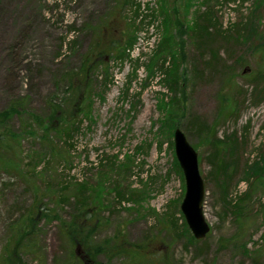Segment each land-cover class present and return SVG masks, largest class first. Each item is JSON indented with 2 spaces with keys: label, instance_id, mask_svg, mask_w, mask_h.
I'll return each mask as SVG.
<instances>
[{
  "label": "rangeland",
  "instance_id": "1",
  "mask_svg": "<svg viewBox=\"0 0 264 264\" xmlns=\"http://www.w3.org/2000/svg\"><path fill=\"white\" fill-rule=\"evenodd\" d=\"M197 9L222 29L247 25L239 43L217 38L225 67L199 78L201 47L188 27ZM263 67L264 0H0V264L14 249L21 264L70 256L60 224L72 207L57 188L68 183L62 195L72 203L85 181L99 202L96 242L115 238L136 255L98 253L102 264H264V100L255 101L250 80ZM164 68L175 73L172 88ZM13 102L19 111L5 118ZM195 116L218 138L236 137L226 197L225 184L206 177L207 136L187 130ZM168 119L197 151L210 225L203 251L187 244L188 227L177 234L167 220L168 203L179 208L184 192ZM118 189L130 199L116 201ZM245 192L241 214L227 216L225 199Z\"/></svg>",
  "mask_w": 264,
  "mask_h": 264
},
{
  "label": "trees",
  "instance_id": "2",
  "mask_svg": "<svg viewBox=\"0 0 264 264\" xmlns=\"http://www.w3.org/2000/svg\"><path fill=\"white\" fill-rule=\"evenodd\" d=\"M140 4H137V8L139 9ZM151 19L150 22L154 21L156 19V15L151 12ZM163 23L165 24V31L167 34H169V19L167 18V12L163 11ZM135 15L138 16V11L135 13ZM148 22L146 24V27H148ZM234 26V25H233ZM90 27V25H89ZM191 34L193 35V38L195 39L197 47H201L200 50V56L202 57V66L203 69H198L194 66L192 70H195L194 76L199 78L202 76L203 72L213 74L218 71L217 69H222L225 67L224 63H222V67H220V57L218 54L219 46L215 44L218 37H221L223 40H227L230 37H232L235 42L239 43L242 40L243 35L245 34L247 30V25L245 24V21H240V23L235 24L234 27L231 29L225 28L222 29L220 25L218 24L216 19L211 18V14H209V11L205 12V10H199L194 13L193 21L188 25ZM234 30V31H233ZM87 31L90 33L91 28H88ZM233 31V33H231ZM88 33V34H89ZM261 35L260 33H258ZM167 37L170 35H166ZM167 37H164L165 40H167ZM69 47H73L76 43L74 40L67 41ZM200 46H199V44ZM113 45H116L119 47L118 41H113ZM132 43L129 42V46H131ZM253 49L255 50L258 46L257 44L253 45ZM160 49L166 48L165 43L162 41L160 46ZM172 55L176 56V51H172ZM120 56V55H119ZM163 58V57H162ZM173 62V61H172ZM198 63V62H196ZM82 64L81 71H86L85 65ZM164 72L167 76H165L164 80L169 81L170 87L174 84L175 79V73L173 71H170L168 68H164ZM251 81H253V95L255 101H262L264 100V67L261 70L256 71L253 73V75L250 78ZM172 88V87H171ZM19 103L13 102L10 104V106L7 109V112H4L2 115L7 118L8 115L10 116V113H17L19 111ZM236 106L234 107V109ZM85 110H82L81 112H84ZM56 112L54 111V116H56ZM88 110L84 113L87 114ZM170 121V122H168ZM165 124H168L169 128L173 130L175 128V123L173 120H165ZM52 127V125H51ZM47 129V127H46ZM193 130L196 134H205L208 138V144L210 146V151L206 155L205 160L209 166V169L207 171L206 177L213 179L216 183V185L225 184V182L229 179L231 176V171L229 170V166H231L234 160V157H232L234 152V147L237 146L236 142L237 140L233 137H227L225 140L220 139L216 136L215 133V126L214 124H210L205 118L195 116L193 117L192 121L187 126V130ZM231 139L232 141L229 142L228 139ZM228 141V142H227ZM227 144L228 147H222V145ZM2 145V143H1ZM220 149L222 151H220ZM114 157V156H113ZM108 157V158H113ZM109 160V164H112V160ZM102 165V164H101ZM175 171L180 176L181 180H183L181 169L177 163V160L175 159ZM87 184V181L75 183V192L72 194L73 201L72 203L68 200V198L64 197L62 193L66 190L70 189V185L68 183L63 184L62 186H59L57 188V191L59 192L58 200L62 202V204H69L72 207V212L70 214L69 219L66 221L61 220L60 224V231L61 234L64 235L66 245L68 247V250L70 252V256H67V258L61 260L58 259L55 261V264H102L98 259L96 258V254L98 253H104L108 255L109 257L112 256H118V257H125L128 259L131 257L135 258V256L128 254V248L123 244H120L115 238H113V243L111 245L109 244L107 247H104L101 243L96 242L95 240V234H96V228L100 224L99 219L95 220L93 216L97 212L96 209H94V205L98 204L99 202H93L92 201V193L93 189H91ZM227 185L225 184L223 187V194L224 197H226V193L224 190H226ZM246 196V192L238 198V200L232 204L231 201H227L225 199V202L227 206H229L231 209L229 210L225 208V211L227 210L226 214L227 216L231 214L232 218L235 219L239 214H241V201ZM129 200V196L124 193L123 190H116V201L120 200ZM103 203V201H101ZM168 203L167 207V220L176 233H180L184 231L187 226L184 221V218L180 212V209L178 208L177 202L174 203ZM94 204V205H93ZM177 204V205H176ZM99 211V210H98ZM178 213V215H177ZM44 217L50 216L49 212L44 213ZM53 216V215H52ZM39 217V216H38ZM50 219L49 217H47ZM54 218V217H52ZM182 219V223H179L178 220ZM28 220L30 223H32L35 220V217L28 216ZM23 233H21L22 235ZM117 235H115L116 237ZM25 241L28 240L32 244L33 236L31 235L30 229L26 233H24ZM23 242V244L25 243ZM200 240L195 239L193 235H190L188 238L187 244L191 245H197ZM203 242H200L198 244V248L200 251H203L205 246H202ZM201 244V245H200ZM80 248L81 252L79 254L75 253V249ZM111 251V252H110ZM17 258V260L15 258ZM19 256L17 255L16 250L14 249L11 254L8 256V261L6 264H21L19 263ZM131 260V258H130ZM145 260V259H144ZM130 264V262L128 263Z\"/></svg>",
  "mask_w": 264,
  "mask_h": 264
},
{
  "label": "water",
  "instance_id": "3",
  "mask_svg": "<svg viewBox=\"0 0 264 264\" xmlns=\"http://www.w3.org/2000/svg\"><path fill=\"white\" fill-rule=\"evenodd\" d=\"M173 145L184 178L180 210L193 236L202 239L208 232L209 225L202 211L204 183L198 169L197 151L178 127L173 131Z\"/></svg>",
  "mask_w": 264,
  "mask_h": 264
}]
</instances>
